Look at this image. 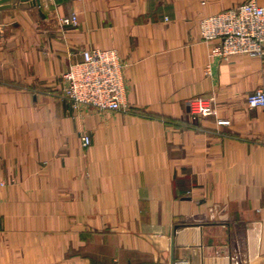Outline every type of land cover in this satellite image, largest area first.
Instances as JSON below:
<instances>
[{
  "label": "crops",
  "instance_id": "0c3cea01",
  "mask_svg": "<svg viewBox=\"0 0 264 264\" xmlns=\"http://www.w3.org/2000/svg\"><path fill=\"white\" fill-rule=\"evenodd\" d=\"M243 1L0 4V264H264V59L199 27ZM92 48L120 55L119 109L62 96Z\"/></svg>",
  "mask_w": 264,
  "mask_h": 264
},
{
  "label": "built area",
  "instance_id": "2783aa9c",
  "mask_svg": "<svg viewBox=\"0 0 264 264\" xmlns=\"http://www.w3.org/2000/svg\"><path fill=\"white\" fill-rule=\"evenodd\" d=\"M46 0H40L39 4ZM61 25H76V13L59 17ZM200 34L211 43V56L228 60L237 54L258 56L264 59V2L245 0L220 12L200 19ZM123 63L114 48H92L82 51V59L69 65L63 73L65 83L62 96L74 107L90 105L100 109H119L123 103L125 85L122 77ZM250 106H264V88H256L248 95ZM193 117L214 112L213 96L196 95L188 99ZM219 123H229L219 119ZM91 139L82 136L83 145ZM3 183V182H0ZM173 264H191L187 258Z\"/></svg>",
  "mask_w": 264,
  "mask_h": 264
},
{
  "label": "water",
  "instance_id": "95a60500",
  "mask_svg": "<svg viewBox=\"0 0 264 264\" xmlns=\"http://www.w3.org/2000/svg\"><path fill=\"white\" fill-rule=\"evenodd\" d=\"M8 0H1L0 1V4H3V3H6ZM12 1H15V0H12ZM40 0H20V5L23 6V5H30V4H35V3H39ZM10 6L9 4L8 5H3V7H0V8H4V7H8ZM0 21H1V17H0Z\"/></svg>",
  "mask_w": 264,
  "mask_h": 264
}]
</instances>
